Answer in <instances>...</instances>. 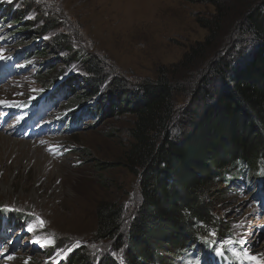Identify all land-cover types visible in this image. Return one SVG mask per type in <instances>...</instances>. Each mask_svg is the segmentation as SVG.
<instances>
[{"label": "rangeland", "instance_id": "1", "mask_svg": "<svg viewBox=\"0 0 264 264\" xmlns=\"http://www.w3.org/2000/svg\"><path fill=\"white\" fill-rule=\"evenodd\" d=\"M24 1L27 3L23 12L52 17L60 30L74 40L75 51L91 54L101 61L108 82L95 95L100 98L97 107L103 108L100 102L115 77L126 80L132 90L142 81L160 77L186 84L187 93H179L177 98L176 125L182 123L187 109L195 103L199 87L212 72V64L230 62L234 69V61L251 43L249 37L243 39L233 31L240 12L235 1L229 2L228 17L221 25L213 5L184 0ZM8 17L5 24L8 29H2L0 40L20 29L12 27L15 15ZM207 22L211 29L203 27ZM27 29L26 24L21 28ZM214 31L217 37L212 42ZM17 37L31 42L32 34L25 31ZM35 44L43 45L41 40ZM200 47L193 64L188 69L181 66L186 55ZM74 62L80 64V61ZM38 63L39 60L33 59L32 64ZM53 63L58 61L53 59L50 66ZM59 66L63 71L68 69ZM34 72L36 68L22 76L8 77L6 72L0 73V137L15 141L0 142V205L26 211L38 221L42 219L43 227L34 223L45 234L43 242L51 239L60 246L81 242L94 250L100 246L92 243L96 238L98 205L104 201L123 204L125 226H128L140 203L138 179L123 160L131 143L129 130L134 118L129 114L115 116L107 109L103 115L93 112L79 132L57 137L37 132L26 136L34 117L23 115L15 105L39 93L42 80ZM193 73L196 76L192 78ZM78 76L82 75L77 72ZM212 80L214 91L223 86L220 78ZM76 89L86 92L88 88ZM88 90L91 92V88ZM6 108L10 111L5 112ZM236 190L218 206V215L226 227L224 232L231 235L222 234L225 238L221 245L226 249L215 264H264V199L258 203L263 207L258 205L259 198L253 196L254 191L248 185L240 184ZM30 238L26 237V241ZM229 239L242 243L228 245L225 241ZM12 242L0 240L3 245L0 264H36L44 258L28 242L27 247L20 245V251L14 252L17 245ZM237 252H247L248 256H238ZM101 256L104 258L103 254L95 255V260ZM115 260L121 261V257Z\"/></svg>", "mask_w": 264, "mask_h": 264}, {"label": "trees", "instance_id": "2", "mask_svg": "<svg viewBox=\"0 0 264 264\" xmlns=\"http://www.w3.org/2000/svg\"><path fill=\"white\" fill-rule=\"evenodd\" d=\"M184 1L213 5L220 25L228 17L229 2L235 1L240 12L233 31L243 39L249 37L251 43L234 61V69L230 62L212 64V72L199 87L195 103L178 125L177 98L179 93H187L186 84L160 77L142 81L132 90L126 80L115 77L100 102L103 108L97 107L100 98L95 95L108 82L101 61L75 51L74 40L60 30L52 17L39 13L27 20L32 12H23L22 8L12 14V27L20 29L11 32L10 37L25 31L32 34L31 42L21 38L18 46H29L34 40L43 44L30 51L34 52L30 60H39L36 75L42 80V89L75 71L59 91L70 94L63 110L92 102L96 115L109 109L115 116L129 114L134 118L129 130L131 143L123 157L124 165L138 179L140 192V203L130 223L125 226L123 204L101 202L96 210V238L92 241L100 246L91 250L85 244L77 248L55 244L48 255L39 252L44 256L42 261L49 255L62 256L67 247H73L60 264H180L188 249L196 244L200 249L213 239V233L219 238L223 233L231 235L224 232L225 223L218 215V206L228 199V194L237 192L240 184H248L254 195L264 192V181L253 184L256 176L264 172V0ZM12 8L9 6L7 11ZM8 20L5 16L2 22ZM23 24L27 30H21ZM203 27L211 29L208 22ZM214 32L212 42L217 37ZM200 49L186 55L181 66L188 69ZM53 59L58 63L50 66ZM59 65L68 69L63 71ZM77 72L82 76L76 77ZM212 78H220L223 83L217 91L211 87ZM77 87L91 88V92H78ZM13 217L18 225L24 224L18 215ZM101 254L104 258L96 261L94 256Z\"/></svg>", "mask_w": 264, "mask_h": 264}, {"label": "snow or ice", "instance_id": "3", "mask_svg": "<svg viewBox=\"0 0 264 264\" xmlns=\"http://www.w3.org/2000/svg\"><path fill=\"white\" fill-rule=\"evenodd\" d=\"M39 224H40L41 227H43L44 226V221L42 219H40L39 220ZM34 230L35 229L33 227H29L28 228V231H30V232H32ZM213 235H214V233H213ZM37 243H40V242L37 241ZM225 243L228 244V245H233V244H237V243H242V241H235V240L229 239V240L225 241ZM51 244H54V240H51L50 239V240L45 241L41 246H48V245H51ZM77 246H79V242H77ZM93 247H95V245H93ZM70 251H72V248L71 247H69L66 250V252L64 253V255L66 256L67 255V252H70ZM222 252H223V246H221V248L218 250V254H222ZM241 254H243L244 256H248L247 252H243V253L237 252L236 253V255H238V256L241 255ZM58 255H59V253H58ZM11 258L12 257H9V259H11ZM248 258L255 259V257H248Z\"/></svg>", "mask_w": 264, "mask_h": 264}, {"label": "bare ground", "instance_id": "4", "mask_svg": "<svg viewBox=\"0 0 264 264\" xmlns=\"http://www.w3.org/2000/svg\"><path fill=\"white\" fill-rule=\"evenodd\" d=\"M13 139H11V140H9V139H7V138H5V137H3V135L0 137V142H3V143H7V142H10V141H12ZM14 141V140H13ZM15 142V141H14ZM6 263V262H5Z\"/></svg>", "mask_w": 264, "mask_h": 264}]
</instances>
